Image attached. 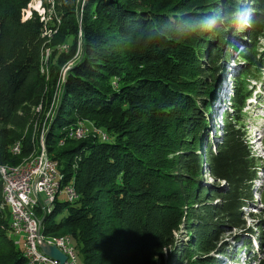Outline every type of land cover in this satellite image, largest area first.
I'll return each instance as SVG.
<instances>
[{
  "label": "trees",
  "instance_id": "16d2710c",
  "mask_svg": "<svg viewBox=\"0 0 264 264\" xmlns=\"http://www.w3.org/2000/svg\"><path fill=\"white\" fill-rule=\"evenodd\" d=\"M33 1L0 0V166L33 153L23 136L32 108L47 112L58 98L42 148L78 198L43 215V234L69 236L81 264H264V208L250 214L255 259L250 240L222 243L228 231L255 235L242 209L261 162L242 110L264 65V0H53L56 17L38 0L46 16L25 19ZM209 16L207 29L195 25ZM222 82L231 86L219 127ZM81 121L103 132L70 137ZM2 189L0 175V264H27Z\"/></svg>",
  "mask_w": 264,
  "mask_h": 264
},
{
  "label": "rangeland",
  "instance_id": "374dc122",
  "mask_svg": "<svg viewBox=\"0 0 264 264\" xmlns=\"http://www.w3.org/2000/svg\"><path fill=\"white\" fill-rule=\"evenodd\" d=\"M52 2L53 0H48L47 1V5L49 6L51 4L52 6ZM247 4H249V2H247ZM31 11H36L39 15L46 16V11L44 9L41 8V2L38 0H34L31 5H29L28 9L26 10V14L24 15V18L27 19L31 16ZM51 15L53 17H56V14L54 13V6L51 7ZM48 20V18L46 19ZM247 22V21H246ZM249 23V22H247ZM250 26V25H249ZM259 31L261 29V27H258ZM251 34L249 33L248 36H250ZM250 38V37H249ZM253 39V37H252ZM250 39V41L252 40ZM242 43L247 42L246 40H242ZM242 43H238V47L239 49L242 50V48L244 47V52H246L251 46L249 45L248 47H246V45L242 44ZM258 43H259V48L257 51V56H261L264 58V38L258 37ZM242 47V48H241ZM62 49V48H61ZM52 51L47 49L46 52V58L49 60V58H51L52 56ZM238 56V54H237ZM236 62H235V57L230 61L229 65L226 66L227 69H229V73L230 76H232V73L237 69L235 66ZM238 64V63H237ZM238 65H243V64H238ZM260 68V67H259ZM64 71L62 70V73L66 71L67 66L65 68H63ZM260 72L257 74V79L254 77L248 78V85H249V90L252 92V95L249 99L248 102H246V105L244 107V109L242 110V114L245 116V121H246V125L249 129V134H248V142H249V146L251 148V150L253 151V153L255 154V156L257 158H259L261 164L264 165V65L263 67L260 68ZM50 70H48L46 73L49 74ZM232 78V77H231ZM229 81V80H228ZM224 82V81H223ZM220 84L219 86V94L220 95V99L216 100L215 105L216 107H213V111L217 113V115H215L214 117H212V120H216L217 124L219 125V127H222V119L220 116V111H217V108L219 109V106H224L221 102L219 103V101H222V98H225V95H229V89H230V84L228 85V88L226 85ZM230 83V82H229ZM226 88V90H225ZM58 98H54V103L52 105V108H50L47 112H44L43 108H32V113L33 114H37L36 119L32 122V121H28V125L26 127V130L23 132V136L25 137H30L33 145H34V151L32 154H30L29 156L25 157L21 164L19 165H24L26 166L27 164H31L34 160H37L39 158L42 157V155L44 156L45 154L50 158V156L48 155V152L46 151L45 148H42V141H43V136L45 133V129L48 126L46 119L50 118L51 116H53V113L55 111V107L57 106L58 103ZM255 100V101H254ZM259 104V105H258ZM218 106V107H217ZM263 106V107H261ZM228 107V105H227ZM227 107H225V109H227ZM32 118L34 119V116H32ZM211 120V116H208V120ZM89 126H94V125H90L87 121H81L78 123L77 127L72 128V130L70 132L74 130H76L77 128H83V134L82 137L76 139V140H81L86 138L87 136L90 135H99L100 133L103 132V130L101 131L100 129H97V127H94L93 130H88ZM76 128V129H75ZM86 131V132H85ZM89 131V132H88ZM261 135L263 137V140L261 141H257L256 139L257 137ZM255 141V142H254ZM251 142V143H250ZM213 142L211 141V144ZM20 144V145H19ZM15 146H20V150H19V154L17 152L14 151V147ZM41 149V150H40ZM12 152L16 155H20L21 154V141L17 142L13 148H12ZM35 153V155H34ZM41 155V156H40ZM34 156V157H33ZM37 157V158H36ZM28 159V160H26ZM30 160V161H29ZM26 161V162H25ZM24 163V164H23ZM264 168V166H263ZM262 175V176H261ZM259 176H261L263 179L260 183H257L260 186V189L264 186V173H260ZM204 180H206V182L208 181L209 183L212 182L209 180V178L205 177ZM62 202H65L66 199L65 197H60L59 199ZM58 200V201H59ZM57 201V202H58ZM253 204H251L250 206L243 208L242 212H243V217L246 223V229L247 230H252L254 232L255 235L252 236V234L250 232H248V234L243 233V231L246 230H239L238 232L236 231H228L223 235L222 238V243L227 242L228 244H230L229 247H227V249L236 246L235 249L238 248V246H241V240H250L252 242V247L253 250L251 251L250 257L254 258L257 256L258 251H257V245H256V234H257V230H256V226H255V221L252 220L250 214H256L259 215L261 214V210L264 208V191L262 193V196H259V194L255 193L253 194ZM5 204V203H4ZM57 204V203H56ZM46 216H48V214H46ZM65 215L61 214L59 216V220L61 218H63ZM42 218V215L40 216ZM240 236L241 239L239 240L240 243L238 241H236L237 237ZM52 237H69V236H52ZM179 240L181 241V239L183 238V236H178ZM17 240V239H16ZM186 240V239H185ZM19 247V245H17ZM20 248V247H19ZM245 249L242 250V252L239 254V257L244 256L245 253ZM77 252V251H76ZM79 258V262H82L81 258L78 256ZM220 261H222V264H231L233 263V261L235 260H231V259H226L223 258L222 256L217 257ZM27 261V260H26ZM234 264V263H233ZM240 264H245L244 263V258H242Z\"/></svg>",
  "mask_w": 264,
  "mask_h": 264
},
{
  "label": "built area",
  "instance_id": "2783aa9c",
  "mask_svg": "<svg viewBox=\"0 0 264 264\" xmlns=\"http://www.w3.org/2000/svg\"><path fill=\"white\" fill-rule=\"evenodd\" d=\"M20 147V146H19ZM56 177V167L52 162L40 161L39 164L29 167L24 173V180H6L9 199L14 203L16 210V234L23 245V250L32 255V264H59L46 256L41 245L54 246L62 252L67 261L65 264H81L77 252L65 243H43L38 240V218L45 211L50 197H53V188ZM66 197L70 201V188L66 190ZM60 199V197H57ZM40 213V214H39Z\"/></svg>",
  "mask_w": 264,
  "mask_h": 264
},
{
  "label": "bare ground",
  "instance_id": "6f19581e",
  "mask_svg": "<svg viewBox=\"0 0 264 264\" xmlns=\"http://www.w3.org/2000/svg\"><path fill=\"white\" fill-rule=\"evenodd\" d=\"M86 132V131H85ZM83 134V128H77L76 130H73L69 136L72 138H80L82 137ZM84 135V134H83ZM263 140L262 138L259 140ZM258 141V142H259ZM20 145V144H19ZM20 147L15 146L14 151L19 152ZM41 150V149H40ZM19 154V153H18ZM35 155V153H34ZM49 155V154H48ZM41 156V155H40ZM34 157V156H33ZM37 158V157H36ZM44 159V156L42 155L41 158L34 160L31 164H27L26 166L24 165H18L16 167H2L0 166V175H5L6 180H24V173L29 169V167H32L34 165H37L40 163L41 160ZM28 160V159H26ZM30 161V160H29ZM45 161L47 162H52L55 164L56 167V177L58 180L55 181V185L53 188V197H50L49 203L45 208V211L41 214L42 217L43 215L46 216V214H51L56 207V203L61 202L57 197H65L66 201L68 202V197H66V190L67 188H70V201L75 202L78 198L76 191L74 189V186L70 183H65L64 182V177L61 175V172L59 170V164L56 162V160H52L45 154ZM26 162V161H25ZM24 164V163H23ZM3 198H4V203L5 207L8 208L10 211V227H11V238L13 236V241L15 245H19L20 248L23 250V245L19 240L18 235L16 234V210H15V205L9 199V194H8V189L6 183L3 182ZM59 200V201H58ZM58 201V202H57ZM43 219L40 217L38 218V240H41L43 243H65L67 246H71L73 251L76 252L75 247L72 244L71 238L70 237H52V236H46L43 234ZM17 239V240H16ZM25 259L27 260V264H32V255L29 254V251L23 250Z\"/></svg>",
  "mask_w": 264,
  "mask_h": 264
},
{
  "label": "water",
  "instance_id": "95a60500",
  "mask_svg": "<svg viewBox=\"0 0 264 264\" xmlns=\"http://www.w3.org/2000/svg\"><path fill=\"white\" fill-rule=\"evenodd\" d=\"M42 252L49 258L56 260L59 264H65L66 256L54 246L41 245Z\"/></svg>",
  "mask_w": 264,
  "mask_h": 264
},
{
  "label": "clouds",
  "instance_id": "9594fccd",
  "mask_svg": "<svg viewBox=\"0 0 264 264\" xmlns=\"http://www.w3.org/2000/svg\"><path fill=\"white\" fill-rule=\"evenodd\" d=\"M182 26H190L189 21L184 20L181 18ZM214 23L213 19L209 16L206 19H200L195 22V25L199 27L200 29H207Z\"/></svg>",
  "mask_w": 264,
  "mask_h": 264
}]
</instances>
